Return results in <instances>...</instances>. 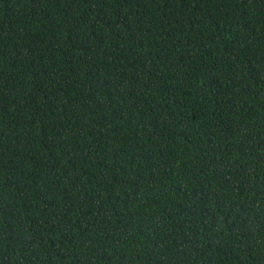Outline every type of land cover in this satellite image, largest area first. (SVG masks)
Returning <instances> with one entry per match:
<instances>
[{
    "label": "trees",
    "instance_id": "1",
    "mask_svg": "<svg viewBox=\"0 0 264 264\" xmlns=\"http://www.w3.org/2000/svg\"><path fill=\"white\" fill-rule=\"evenodd\" d=\"M0 264H264V0H0Z\"/></svg>",
    "mask_w": 264,
    "mask_h": 264
}]
</instances>
